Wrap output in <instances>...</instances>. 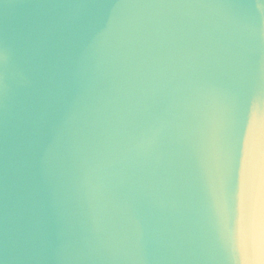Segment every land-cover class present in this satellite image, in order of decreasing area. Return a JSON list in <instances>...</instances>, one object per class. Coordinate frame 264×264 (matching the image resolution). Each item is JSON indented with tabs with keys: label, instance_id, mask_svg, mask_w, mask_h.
<instances>
[{
	"label": "water",
	"instance_id": "1",
	"mask_svg": "<svg viewBox=\"0 0 264 264\" xmlns=\"http://www.w3.org/2000/svg\"><path fill=\"white\" fill-rule=\"evenodd\" d=\"M262 237L264 0H0V264H244Z\"/></svg>",
	"mask_w": 264,
	"mask_h": 264
},
{
	"label": "snow or ice",
	"instance_id": "2",
	"mask_svg": "<svg viewBox=\"0 0 264 264\" xmlns=\"http://www.w3.org/2000/svg\"><path fill=\"white\" fill-rule=\"evenodd\" d=\"M246 147V144H245ZM244 264H264V237L261 240L260 259L258 261H245Z\"/></svg>",
	"mask_w": 264,
	"mask_h": 264
}]
</instances>
